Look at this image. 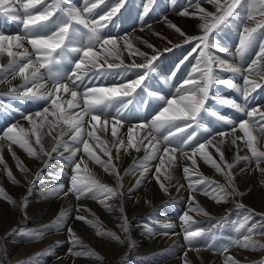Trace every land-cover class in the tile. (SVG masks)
I'll list each match as a JSON object with an SVG mask.
<instances>
[{
  "label": "snow or ice",
  "instance_id": "snow-or-ice-1",
  "mask_svg": "<svg viewBox=\"0 0 264 264\" xmlns=\"http://www.w3.org/2000/svg\"><path fill=\"white\" fill-rule=\"evenodd\" d=\"M126 2L127 0H116L109 12L99 17V19H94V11L100 5L106 3V0H82L81 7L73 5L70 0H0V22L12 21L18 27H21L22 30V34L17 35H6L3 31H0V60L5 56L8 58L7 64L0 63V83L11 84V80L17 78L21 80L20 85L10 87L7 93L0 94V96H7L25 102L44 101L49 105L45 106L42 111H36L23 117L29 122V129H25L18 123L12 124L0 135V141L6 140L9 142L8 150L10 152L12 151L11 146L13 144L18 145L29 157L42 160L44 168L51 167V162L54 158L59 159L65 167L70 166L72 175L69 177L70 186L67 190H65L63 183L57 182L52 189L42 193V195L61 198L62 196L72 194L77 200H96L108 212L119 210L121 213V217H119L121 223L118 226L125 234L124 239H121L120 236L111 231H101L98 218L88 220L85 216L77 214L75 219L96 228L97 236L112 239L121 245L125 241H128L129 246L132 247L134 245L130 238V222L123 214V192L121 191L123 177L117 170V166L113 163L111 148L107 146V141H102L96 136L95 126L92 122H101V117L103 116V125L105 126L103 130L106 132V126L111 122V136L116 138L117 126H123L121 118L125 111H132L133 108L139 105L143 100L142 93L146 92L148 97L163 101L164 106L153 116L150 124H141L128 129L127 145H125L123 139H113L112 141L113 147H116L117 144L119 145L116 147V159H119L121 148L125 152H127L129 147L139 152L141 147H144L146 155L143 159L139 162H134L131 170H126L125 172V175H129L134 174L137 169H143L140 172L135 187H139L145 179L149 171L148 162L158 158L157 154L161 151L159 145L163 144L162 155L159 156L160 165H164L166 163L165 157L171 154L167 164L169 169L172 168L175 165V154L179 151L181 157L190 159L193 166H197L195 157L199 155L216 172L225 176L226 185L218 184L203 176L199 180L191 181L190 176L192 172L186 166L183 168V172L185 178L189 179V189L192 191H201L203 194L209 195L217 203L227 202L230 198L241 195L236 190L234 177L231 172V169L235 165L225 161L224 153L220 151L219 146L226 143L225 137L229 135L232 137L231 144L235 145L237 140L241 139V137L235 135L238 128L244 133V137L247 138V147L251 152V157L237 156L236 163L240 160L254 158L258 170L264 175V168H259L260 163L264 162V151L257 149L255 143L257 137L250 130L251 126L252 129L264 135V123H262L264 122V111L260 109L246 111L247 101L250 99L251 94L257 89L264 87V65L261 64V61H264V0H223V2L222 0H206L207 3L215 6V13L208 12L200 6L199 0H195V12L190 13L185 9L178 14L185 17L192 16L201 21L199 28L202 34L196 36L186 35L179 27L168 22L165 18L168 27L174 29L176 33L184 37V43L192 44L195 42L191 52L176 65L168 80L175 77L180 65L192 56L193 53L197 54L195 57L196 64L176 89L175 95L170 99L149 91L145 84L150 73L155 72V62L163 54L160 50L155 49L153 45L144 41L147 47L153 48L154 54L148 56L146 53L140 52L139 49L132 48L129 41H125L124 47L130 49V54L139 55L144 59V63L137 64L133 60L132 64L124 65L119 54L118 39L103 38L101 35L102 29L111 23L112 17L119 13ZM154 2L155 0H145L142 5L141 19L149 14ZM171 3L174 5L176 0H171ZM17 4L19 7L16 6ZM237 9L246 12V16L241 17V12L237 11ZM58 13L59 15H57ZM257 16L261 17V19L257 20ZM230 18L256 21L254 27H245L243 29L235 53L236 56H242L257 39H260L257 57L247 69L242 70L218 54L224 53L225 56H233V53L222 46L217 40L216 35L213 34H218L222 31V26H227ZM156 35L159 36V34ZM160 38L165 39L164 37ZM25 41L31 46V50L25 47ZM167 43L171 44V41H167ZM182 46V44L172 45L171 48H165L163 51L170 52L173 48ZM97 48H99V51L96 50ZM100 52H103L104 56H101ZM109 58L119 61V63L110 62ZM65 62L73 65L70 75H65L60 70V66ZM116 69H123L124 73L135 69L137 70V78L110 87H86L85 91L81 93V111L76 113L69 111L70 109L81 108V104L77 100L78 93L76 89L85 83L84 78L86 76L89 79H98L109 75L112 70ZM225 72L237 77L242 76L243 86L234 84L231 80L224 78L222 73ZM49 83L51 84L50 88L48 87ZM215 85H225L241 93L245 104L242 106L240 103L229 98L215 94ZM137 89H140V92ZM61 92L70 93L71 99L64 101L62 96L57 95ZM210 100L227 105L229 108L245 114L247 118L236 125L232 119L216 111H211L210 106L207 104ZM64 104L67 105L66 108ZM11 107L10 104L5 105L0 100V111L6 112ZM113 108L115 116L109 115V109ZM49 116L53 117V120H49ZM209 116L215 118L216 122L233 125L231 132H214L213 128L208 127L204 123ZM85 117H90L87 123L93 129L87 131V137L97 141L98 146H101L100 150L104 156L108 157L107 160H102L95 153L93 147L90 146L89 139L84 137ZM61 125L66 127H60ZM45 127L48 128L47 131H44ZM135 127H148L151 131L138 142H134L132 133ZM57 128L60 129L59 132L53 135V130ZM189 129L191 131H188ZM162 130L166 134H162L161 138L157 139L154 133H162ZM198 132L201 133L200 136H198ZM203 134L208 135L204 136ZM63 136H69V141H63ZM45 137H51L54 141L50 151L44 147L43 141ZM217 137H220V139L217 140ZM32 138H34V141ZM201 139H203V142H200ZM145 140L148 141V144L144 143ZM33 143L39 146V151L33 146ZM148 145H151V150H148ZM207 146L216 148V151L220 155V160L224 161L229 170L228 172H225L221 164L207 152ZM3 147L4 145L0 144V153H2ZM61 148H63V152L60 151ZM81 148L90 160L116 178V187L97 180L88 170L84 156H80V159L77 160V155L81 152ZM188 148H191L190 153L186 150ZM64 152H69L70 154L65 156ZM54 153L56 154L55 157H53ZM12 155L17 160L18 168L22 172L29 173V170L19 161L14 152ZM45 156L48 157L47 160H43ZM0 164L5 165V171L9 180L13 184L18 185L19 181L15 179L11 170L7 168L2 155H0ZM82 164L84 165L83 169L81 167ZM243 171L245 169H241V172ZM42 172L43 169L38 171L34 179L29 181L28 195H31L35 185L43 180ZM155 172L159 174L161 167L157 166ZM82 173H87V175ZM65 175L62 169L59 173L54 174L57 178L64 177ZM155 178L160 188L164 192H167L168 188L164 183L160 182V176L156 175ZM164 179L168 181L172 180L171 171L166 170ZM198 185H203V187L198 188ZM180 187L183 186L181 185ZM0 199H4L13 207L19 208L24 219H28L27 213L24 211L28 206V196L23 197L20 202H17L0 187ZM113 199H118L121 203L118 205L109 203ZM192 200H194V197L190 196L189 201L191 202ZM238 207L243 208L244 206L238 205ZM190 210L207 215L198 205L196 208ZM76 211L79 213L80 206H77ZM251 217L252 213L249 210L243 215L239 226L234 229L238 234L241 233V230L246 229V233L243 234L242 238H229L228 241L221 245L215 244L217 234L213 229L217 227L216 225L208 230H193L192 223L194 221L187 212L180 216V220L183 222L184 240L189 246V250L199 251L196 243L203 240L205 242L204 247L208 250L224 253L233 246L246 250L264 249V244H258L252 238L256 225L246 228ZM67 218L68 211L62 210L51 224L46 225L42 229L30 231L22 228L20 231L27 237L29 242L39 241L48 232L53 230L59 231L67 221ZM160 227L167 230L173 226L171 223H163ZM67 232L69 234L67 242L70 245L68 249L70 255L73 257L103 260V257L99 256L97 252L85 245L76 236L71 226L67 228ZM145 232L150 236L157 234V230L148 225H145ZM163 234L167 235L168 233L165 231ZM60 243L57 241V246ZM184 264H191L187 259V252L185 253ZM225 264H239V261L232 256H228L225 259ZM260 264H264V260H261Z\"/></svg>",
  "mask_w": 264,
  "mask_h": 264
},
{
  "label": "bare ground",
  "instance_id": "bare-ground-1",
  "mask_svg": "<svg viewBox=\"0 0 264 264\" xmlns=\"http://www.w3.org/2000/svg\"><path fill=\"white\" fill-rule=\"evenodd\" d=\"M156 1L157 0H155V3H156ZM177 1H178L177 4H174V5L172 3L170 4L171 8H175L177 5H180L182 3L181 0H176V2ZM199 1L203 2L204 0H199ZM70 2L77 7H81L82 0H70ZM115 2H116V0H106V3L100 5L94 11L93 18L99 19V17L105 15L107 12H109L111 10V8L114 6ZM160 2H161V0L158 3H156L157 7L159 6ZM205 2H206V0H205ZM200 6L207 11L213 10L212 4H210V3L202 4ZM185 9H187L190 13L196 11L195 7H192V5H188L187 7L184 8V10ZM165 13H167V8L165 6H163L162 12L159 15H157L156 17H153L152 19L146 21L147 22L146 25L154 27V29L145 30V32H144V30L143 31H135V32H132L131 34H129V33L127 34L126 29L122 26V25H126V23H124L122 21L123 13H122V10L120 9L119 13H117L115 16L112 17L111 23H109L106 28L102 29L101 35L103 38H117L118 39V47L120 50L119 54H120V58L124 62V65L132 64L133 60L137 64L144 63V59L142 57H140L139 55L130 54V49H126L124 47L125 41H129L132 45V48L139 49L140 52L146 53L148 56H151L154 54L153 48L147 47L146 44L144 43V41H147L148 44L153 45V47L155 49L160 50L163 54L155 62V72L150 73V76L148 79H146L145 84L147 85V88H150V89L152 88L151 89V92H152V90L157 89L155 86L157 84H159L160 82H162V85L161 86L159 85L160 87L157 86L158 89L161 90L160 95H163L166 99H170L171 95L169 94V92L175 91L176 88H174V86L178 83L180 86V84L183 82L184 78L187 77V76H184L187 72V66L196 63V61H193V59L196 57L197 54L193 53L194 54L193 56H190L182 65H180L179 71H178V73L176 72L175 77L171 80H168V77L170 76L171 72H173L172 70H170V68H172L173 63L175 62L174 64H176V65L179 64L181 60H184L185 54L179 55V53L175 52L176 49H178L179 47L173 48L172 51H170V52H164L163 51L165 48H171L172 45L181 44L182 42H184V37L179 35L178 33H174L173 31H171L172 28L168 27V23L165 22V19H163L160 24L149 25L150 22L155 21V19L157 17H159V19H160V15L164 16ZM57 15H59V13ZM126 16L131 17L130 21H131L132 26H134L132 21H134L137 18V16H136V12L133 11V8L130 9V12L126 13ZM53 19H55V17H53ZM166 20L168 22H171L172 24L176 25L177 27L178 26L181 27V30L188 36L195 35L196 32L199 30V25L201 23V21L198 18H194L192 16L185 17V16H181V15L168 16V17H166ZM249 23L250 22L247 21L244 23V25L242 27H240V30L237 34V39H232L229 43H227V45H225V47L233 53V56H225L224 53H218L222 58L228 60L229 62L234 63L236 66L240 67L242 70L247 69L252 64V62L256 59L257 54L259 52L260 39H257L256 42L253 43L254 48L249 47L242 56H236L235 55L236 49H237L238 44H239L240 37L243 33V29L245 27H249L248 26ZM15 28H16V24H13L12 21H4V22L0 23V31H3V33L6 35H16L17 33L12 34L13 33L12 30ZM156 34H159V36ZM160 37H164L165 39H161ZM167 41H171V44L167 43ZM257 45H258V47H256ZM25 47H26V43H25ZM106 47H109V46H106ZM96 50L99 51V48H97ZM250 50H252V52H250ZM100 55L104 56V53L100 52ZM109 60H110V62L119 63V61L113 60L112 58H109ZM7 62H8V58L6 56L2 60H0V63H2V64H7ZM101 62H103V61L101 60ZM263 62L264 61H261V64H263ZM72 68H73V65L68 64L66 62L60 66V70L65 75H68V72H71ZM168 69H169V71H168ZM136 72H137V70H135V69H132V70L128 71L127 73H124L123 69H116V70H112L109 75L102 76L98 79H89V77L86 76L84 78L85 83L82 84L80 86V88L76 89V91L78 93L77 100L80 102L81 108L70 109L69 111H71L73 113L81 111V109H82L81 93H83L85 91L86 87H88V88H90V87H110V86H114V85H120V84H123V83H126L128 81L136 79L137 78ZM222 75L224 76V78L231 80L234 84L243 86V77L242 76L241 77L233 76L231 73H227V72L222 73ZM9 79H11V78L9 77ZM173 80L175 81V83H173L172 85L170 84L171 86L168 85V83L172 82ZM65 82H67V81H65ZM155 82L157 84L155 86L154 85L152 86V84ZM20 83H21V80L19 78L15 79V80H11V84L0 83V91L6 90V92H8L10 87L18 86V85H20ZM48 87L50 88L51 85H48ZM150 89H148V90L150 91ZM262 90H264V87L257 89L255 92H253L251 94L250 99L247 101L246 111L251 110V109H260L261 111H264L263 110L264 105H262L260 107L258 106V104L261 103V101H264V92H262ZM137 91L140 92V89H137ZM214 93L217 95L223 96L225 98H229V99H231L237 103H240L242 106L245 104L244 98H243L241 93H238L234 89L228 88L225 85H215L214 86ZM57 95L62 96L64 101L71 99L70 93L61 92V93H58ZM142 96H143V100L141 101V103L139 105H137L135 108H133L132 111H125L123 117L121 118L123 126L122 127L117 126L118 131H117V137L116 138H113L111 136V127H112L111 122L106 126L107 131L105 132L103 130L105 128V126L103 125V119H101L100 125L98 127H96V130H95V133H98L99 135H101L102 138L101 137L100 138L102 139V141H107V146L111 148L113 163L117 166V170L119 171L120 175L125 173L126 170H131L134 162L141 161L143 159V157L146 155V151H145L144 147H141V150L139 152L135 151V149H133V148H131L130 151L125 152L122 150L123 149L122 148L120 150V153H119V159H116V156H117L116 147L117 146L116 147L112 146L113 139L119 140V139H121V136L126 137L128 139V129L130 127L141 125L143 122H147L149 117H152L155 114V112L157 113V111L160 110V108L164 106L163 101L158 100L157 102H153L155 100L152 101L151 100L152 98L148 97L146 92L142 93ZM3 103L5 105L10 104L12 107L10 109H7L6 112L0 111V114H1L0 115V133H2V128H1L2 123L3 124L9 123L11 125L18 123L20 126H23L25 129H29L30 128L29 122L27 120H25L23 117L25 115H28L29 113H32L33 111H36L37 109H40V108L42 109L43 106H49L46 102H42V101L25 102V101H22L19 99H11V100L7 99V101L3 102ZM217 103H219V102L217 101ZM207 104L211 106L214 104V101L210 100L207 102ZM226 106L225 105L222 106L224 108L223 111L225 113H228V115H229V113H231L232 116L230 118L236 123V125H238L240 121L247 118L245 116V114L239 113L236 110L233 111L234 109H231L228 106L227 107ZM13 107H16V110H14ZM64 107L66 108L67 105L64 104ZM42 110H40V111H42ZM110 112L113 114V116H115L114 108L109 109V113ZM7 113H10L9 114L10 117H7ZM21 113H22V115L20 116L19 114H21ZM208 119H210V117H208ZM257 119H258V117H257ZM49 120H53V117L49 116ZM89 120H90L89 117H85L84 129L86 128V124H88L87 122ZM131 121H135V123H132ZM140 121H142V122H140ZM213 122L209 123V126L211 128H212ZM95 123H97V122H92L93 125ZM217 123L214 124L213 126L216 127ZM262 123H264V122H262ZM218 124L220 126V129L223 131V129L221 128L222 125H220L221 123H218ZM143 125H145V124H143ZM60 127H66V126L61 125ZM88 127L90 130H93L89 126V124H88ZM230 127H228V128H230ZM232 128H233V125L231 127V130H232ZM250 129L254 135H260V133L258 131L252 129L251 127H250ZM47 130H48V128L45 127L44 131H47ZM59 130H60L59 128L53 130V135H56L59 132ZM150 131H151V129L148 127H144V128L135 127V128H133V133H132L133 141L138 142L140 139H142ZM188 131H191V129H189ZM230 132L231 131H228L227 133H230ZM160 134H164L163 130H162V133H160ZM198 134H201V133L198 132ZM154 135H156V134L154 133ZM156 136H158V135H156ZM261 136L263 138H261ZM32 139L34 141V138H32ZM219 139H220V137H217V140H219ZM231 139H232V137L230 135L226 136L225 137L226 143L219 146L220 151H222L224 153V155L226 154V156L229 158H232L236 154L235 152L237 151V148H235V146L231 144ZM62 140L63 141H69V136H63ZM123 140H125V139H123ZM259 140L262 143V147L264 148V135H260ZM242 141L243 140H241V143H242ZM244 141H246V140L244 139ZM7 142L8 141H6V140L0 141V144L4 145L3 151H2V153H0V155L3 156V159L6 162L7 168L9 170H11V172L15 175V177L18 178L21 175L17 179V181H19V185H18L19 188L17 186L12 187L14 192L19 190L18 193L20 194V196L25 195V194L28 195L29 181L34 179L35 174L38 171H40L41 169H43V172H42L43 180L41 182L37 183L34 187L35 189L32 190L31 195H28L30 197V198H28V203H30L28 206L29 207L28 217L30 218L31 223L46 222L47 220H49L53 216V214L56 211L57 212L54 214V216H56L57 214H60V212L62 210L77 209V206H80V210H87L88 211V209L90 210L92 208L96 212H99L101 210L102 206L96 200H92V201L90 199L77 200V199L71 197L70 195L62 196L61 198H54V197L42 195V193H45L49 189H52L57 184V182L63 183L65 185V190H67V188L70 186L69 185V177L72 175L71 167L70 166L65 167L64 164H62L59 159L54 158L52 160V162L56 161L57 164L54 165L53 164L54 162H53L51 164V167L44 168L42 160H37L35 158L29 157L28 154L24 150H22L18 145L13 144L14 147L11 146L12 151L10 152L8 150V143ZM201 142H203V139L201 140ZM144 143L148 144V141L145 140ZM241 143L238 144V141H237L235 145L241 146ZM43 144H44L45 149L50 151L51 148L53 147L54 141L51 139V137H45ZM95 144H97V141H95ZM245 144H247V143H245ZM242 145H243V143H242ZM33 146L37 149V151H39L38 145H35L33 143ZM90 146H92L94 148L93 143L90 144ZM159 147H160L161 151H160V153L157 154L158 158L151 161V162L156 163V164H153V165L148 164L149 171H148L145 179L142 181V183L140 184L139 187H135V185H136L137 179L140 176V172L143 171V169L136 171L134 174H129L128 175V176H130L129 181L128 180L125 181V179H124L126 176L125 174L123 177V182H122L123 187L121 189V191L123 192V200H122L123 208H124L123 214L127 217L128 221L130 222V238H131V241L133 242V245H134V246L129 247V248H130V250H135V248L139 249L147 241L151 240L150 239L151 237L148 238V237L144 236L143 233L142 234L140 233L141 231L138 232L137 227H139V225L134 223V221L137 219L138 215L144 214L146 212H150L152 215V218L154 220H157V221L160 220L161 223H171L173 226L171 228V230H172L171 232L167 231V233H168L167 235L159 236L156 238L157 240H155V241H158V243H159V245H157V246L167 247L165 254H162V255L158 254L159 256L161 255V260H160L161 263L160 264H180L181 262H183L185 260L182 258V255H184V253L189 249L188 245H187L188 248L184 246V243H186V242L184 240V231L182 228L183 222L180 220V216L183 215L185 212H187L188 215L192 217V220L196 219V218L201 219L199 221L194 220V223H192V229L196 230V228H194L193 226H195V224H199L202 222V216H201V214H198L197 212L192 211L190 209L196 208L197 205H204L208 210L212 209V210H215L216 213L218 212L220 214V213H223L224 211H226V208H228V205L231 202V198L227 202H223L221 205L218 206L214 203V201L212 199H210V197L203 194L201 191H192L191 189H189V182H187L188 179L185 178V174L183 172V168L186 166L189 167L190 170H192V171H193V169L200 171L198 176H196L194 174H193V176H191V180H193V181L199 180L201 178V176H203L206 173L208 175H210L212 178L217 177L223 181L224 175L216 172L215 169L213 167H211L209 164L205 163L204 160L202 158H200L199 155H197L195 157L197 160V166H193L190 159L182 158L181 155H178V153H177V154H175V165L169 169L167 161L169 159V156H171V154H169V156L165 157L166 163L164 165H160L159 156L162 155V150H163L164 145L160 144ZM81 150H82V148H81ZM148 150H151V145H148ZM206 150L210 155L215 154L216 158H218L220 160V155L216 151L215 147L207 146ZM60 151L63 152L64 151L63 148H61ZM96 151H98V150H96ZM13 152L15 153L16 157L19 158V161L22 162L23 165L29 170V173L22 172L18 168L17 160L14 159L13 155H12ZM241 152H242V150H240L239 154ZM98 153H100V152H98ZM69 154H70L69 152H64L65 156H68ZM244 154L245 153H241L239 156L243 157ZM55 156H56V154L54 153L53 157H55ZM80 156H84V161L87 164L88 168H94L95 171L98 172L100 175H102V176L104 175V173H105L104 169L99 165L96 166L94 161L90 160L86 154H84L83 152L78 153L77 160L80 159ZM47 159H48V157H46V156L43 157V160H47ZM107 159H108V157H105L103 160H107ZM248 162L249 161L240 160L237 163V165L234 167L233 170L236 171L237 182L240 183V186L242 188H247V187L250 188V186L253 185V187L250 188L249 193L245 197V201L247 203H249L250 205H255L256 207L260 208L261 210H264V187L263 188L261 187V189L258 187L259 186L258 183L260 181L264 180V175H262L261 172L258 170L257 163H255L254 165L253 164L250 165V164H248ZM157 166L161 167V172L159 174H157L155 172V168ZM253 166H255V167H253ZM81 167L83 169L84 165L82 164ZM259 168H264V164L260 163ZM4 169H5V167L3 168L0 166V179H3L2 175H3ZM61 169L67 175H65L64 177H60V178L55 177L54 174L59 173L61 171ZM241 169H245V171L241 172ZM166 170L171 171V174H172V180L171 181L164 179V176L166 175ZM23 173H24V175H23ZM156 175L160 176V182L164 183L165 186L168 188L167 192H164L160 188L159 183L157 182V180L155 178ZM49 176H51V177H49ZM111 177L113 179H115V180H112L111 182H115V184L117 186L116 178L114 176H111ZM181 185L183 187H180ZM6 187L8 189L7 185H6ZM130 187H132V188L130 190H128V188H130ZM197 187L202 188V186H200V185H198ZM15 188H17V189H15ZM190 196L194 197V200H192L191 202L189 201ZM167 198H168V200H167ZM166 200H167V202H166ZM173 202H174V208H173ZM114 203H116L118 205L119 203H121V201L118 199H114ZM166 203H168V205L170 203L171 208L174 209V210H172V212H168L169 208H167ZM171 203H172V205H171ZM6 206L7 205H5V203H2L0 201V215L2 212H5V211L7 212ZM10 213H11V211H10ZM10 213L7 216V218H5V220H3V219L1 220L3 229L8 228L14 221V218H12V214H10ZM86 214H88V212ZM161 216H163V217H161ZM65 224H66V226L64 227ZM65 224L63 225L65 230L70 226V224H71V227L72 228L74 227V229H76V230H80L81 227H83L82 223H79V221L76 222L75 220H73L72 223H71V221H68L67 223L65 222ZM202 226H204V225H202ZM88 231H90V230H88ZM86 236L90 239L95 238V236L93 235L92 232L91 233L87 232ZM165 238H167V243L162 242V240H164ZM236 238H238V236H236ZM153 239L150 242H153L154 241ZM109 240H111V239H109ZM53 241H55V240H53ZM62 243H63V241H62ZM96 243L101 245V247H104V249L105 248L108 249L109 251L107 250V254L111 253L113 258L116 255H118L119 253H122L120 249H116L108 243H104L101 241H96ZM126 243L129 246L128 241ZM61 244L59 246L54 247L53 252L55 253V255H59L62 253V251H63L62 247L63 246ZM154 245H155V243H152L150 245V247H152ZM56 247H61L62 250L59 252L60 248L56 250ZM147 247H148V245H147ZM15 249L16 248H14V250ZM150 249L151 248H149L147 250H150ZM14 250H13V252H14ZM24 251H21L20 249H16L15 250L16 253L14 252L15 254L12 255V257H10V258H12V260H13L15 257L19 256L21 253L23 254ZM13 252H11V253H13ZM234 252L239 253V254L244 252V253L248 254L249 256H253L254 255L253 253L256 254V252H254L253 250H246V249H242L239 247L234 248L232 253H234ZM198 253L200 254V259H201V260L198 259L197 263H199V264H206L207 262L211 261L212 259L214 260V262L212 261L213 263H211V264H217V262L221 263V261H220L221 258H218L217 256H215L213 254L209 255L208 253L203 252L202 250H199ZM189 254H191V253L189 252ZM190 257H192V254ZM190 257L188 256L189 260H191ZM54 264H64V261L58 260Z\"/></svg>",
  "mask_w": 264,
  "mask_h": 264
},
{
  "label": "rangeland",
  "instance_id": "rangeland-1",
  "mask_svg": "<svg viewBox=\"0 0 264 264\" xmlns=\"http://www.w3.org/2000/svg\"><path fill=\"white\" fill-rule=\"evenodd\" d=\"M159 1L160 0H157L156 3H158ZM144 2H145V0H127V2L125 3L124 7L121 8L122 13H123V15H122V21L124 23H126V25H122V26L126 29V33L127 34L128 33L131 34L132 32H135V31H143L144 30V32H145V30H152V29H154V27H151V26L148 27L146 25L147 24L146 21L152 19L153 17H156L157 15H159L162 12V7L163 6H165L167 8V13H165L164 16L163 15H160V19H159V17H157L155 19V21L150 22L149 25H151V24L152 25L153 24L154 25L160 24L161 21L163 19H165L166 17H168V16L179 15L178 13L180 11L184 10V8L187 7L188 5H192V7H194L195 0H191V4H190V0H181L182 3L180 5H177L175 8H171V6H170L171 0H161V2H160V4H159L158 7H157V4L154 2V5L152 7V10L149 12V14L147 16H145L143 19H141L140 17L142 15V5H143ZM222 2H223V0H222ZM177 3H178V1L175 4H177ZM199 3H200V5L207 4L205 2V0L203 2H200L199 1ZM16 6H18V4ZM132 8H133V11L136 12V16H137V18L134 21H132V23L134 24V26H132V24H131V21H130L131 20V17L130 16H126V13L130 12V9H132ZM212 9H213L212 11H208V12H210V13H215L216 12V8H215V6L213 4H212ZM237 11H240L241 12V17L246 16V14H247L246 12L241 11V9H237ZM256 19L259 20V19H261V17L257 16ZM247 21L250 22L248 24L249 27L250 26L251 27H254L255 26V23H256L255 20H247V19H241V18H236V19L230 18L229 24L227 26H222V31H220L218 34L217 33H213V34L216 35V38L221 43V45L225 47V45H227V43H229L232 39H237V34H238L239 30H240V27H242L244 25V23L247 22ZM13 24H16V23L13 22ZM179 28L181 29V27H179ZM12 31H13L12 34H16V33L17 34H22V30H21L20 27L17 26V24H16V28L13 29ZM171 31H173L174 33H176L173 29H171ZM201 34H202V32H201V29L199 28V30L193 36L201 35ZM25 43H26V47L29 48V50H31V46L28 45L26 41H25ZM181 44L183 46L182 47H179L178 49H176L175 52L176 53H179V55L185 54V56H187L189 54V52H191V49L194 47L195 42H193L192 44H186V43L182 42ZM250 47L251 48H254L253 47V44ZM256 47H258V45ZM250 52H252V50H250ZM194 54H196V53H194ZM193 61H196V58H194ZM174 63L172 65V68H170V70H172V71H174V69L176 67V64H174ZM195 64L196 63L187 66V72H186V74L184 76H187L188 75V73L191 71L192 67ZM262 65H264V62H263ZM168 71H169V69H168ZM177 73H178V71H177ZM173 83H175L174 80L172 82L168 83V85H170V84L172 85ZM156 84L157 83L155 82V83L152 84V86L153 85L155 86ZM49 85H51V84H49ZM159 85L161 86L162 85V82H160L159 84H157L155 86L157 89L152 90V92L157 93V94L160 95L161 90L158 89V87H160ZM178 86H179V83L176 84L174 86V88L177 89ZM148 89H150V88H148ZM151 89H150V91H151ZM175 92H176V90L169 92V94L171 95L170 98L175 95ZM262 92H264V90H262ZM3 93H7L6 90L0 91V94H3ZM7 99L11 100L12 98H9L7 96H0V100H2L3 102H6ZM151 100L152 101L155 100L153 102H157L158 101V100H156L154 98H152ZM213 101H214V104L211 105V106L209 105L210 106V110L211 111H216L219 114H222V115H224L226 117H229V119H231L230 118L232 116L231 113H229V115H228V113H225L223 111L224 110V108L222 107L223 104L217 103V101L215 102V100H213ZM42 102H44V101H42ZM261 103L258 104L259 107L262 106V105H264V101H261ZM44 107L45 106H43L42 109ZM13 108H14V110H16V107H13ZM42 109L40 108V109H37L36 111H40ZM36 111H33L32 113H29L28 115L33 114ZM233 111H235V109ZM9 114L10 113H7V117H10ZM155 114H157V113L155 112ZM155 114L153 116H155ZM19 115L21 116L22 113L19 114ZM109 115H112L113 116V114L111 112L109 113ZM153 116L152 117H149V119L147 120V122H143L142 124L148 125L151 122ZM209 117H210V119L207 118V120H205L204 123L208 127H210L209 126V123L214 121L215 123L214 122L212 123V128H213V130H215L214 132L222 131L220 129V126H219L218 123H221L220 125L223 126V127L221 126V128L223 129V132L227 133L228 131H231L232 125L224 124L222 122H218L217 123L215 121V118H213L211 116H209ZM89 119H90V117H89ZM101 119H104L103 116L101 117ZM140 122H142V121H140ZM132 123H135V121H132ZM216 123H217V126L216 127L213 126ZM99 125H100V122L94 124L95 130H96V127H98ZM8 126H11V124H9V123L3 124L2 123V126H1L2 133H0L1 135L3 134V132L5 131V129ZM228 127H230V128H228ZM237 130L239 132L236 131V134L235 135L237 137H241V139L237 140L238 141V144H240L241 143V140H243L242 141L243 145H242V143H241V146L240 145H238V146L237 145H234L235 148H237V151L235 152L236 154L232 158L227 157L226 154L224 155L225 161L227 163H229V164H234L235 166L237 165V163L235 161L236 160V157L239 156L241 153H245L244 156H248L249 155L248 157H251V152L248 149L247 144H245V143H247V139H246V137L243 136L244 133L241 132L239 129H237ZM87 131H90V129L88 127V124H86V128L84 129V133H83L85 138H88L87 137ZM95 134L99 138L101 137V135H99L98 133H95ZM155 134L158 135L157 136L158 137L157 139H160L161 138L160 136L162 134H160V133L159 134L158 133H155ZM200 135L201 134H198V136H200ZM203 135L204 136H207L208 134H203ZM260 135H254V136L257 137V140L255 141V143H256V147H257V149L259 151H264V148L262 147V143L259 140L260 139ZM101 138H100V140H102ZM261 138H263V137L261 136ZM88 139H89V143L90 144L93 143V145H94V148L93 149H94L95 153L97 155H99V156L101 155L100 157L103 160L106 156H104V154H102L103 152L100 150V147L101 146H98L97 144H95V140H93L91 138H88ZM121 139H125L124 142H125V145H127V140L128 139L126 137H123V136H121ZM244 139L246 141H244ZM201 140H200V142H201ZM7 143H9V142H7ZM118 146L119 145L117 144V147ZM129 148H128L127 151H130L131 150V148L130 149ZM96 150H98V151H96ZM122 150L124 151V149H122ZM186 150L189 151V152H191V148H188ZM240 150H242V152L239 154ZM82 152L83 151L81 150V153ZM98 152H100V153H98ZM177 153H178V155H181L179 151ZM211 156H213V159H215L217 162L220 161L219 163L221 164V166H222V168L224 169L225 172H228L229 171L227 169L224 161H221L218 158H216V155L215 154H213ZM245 161H249L248 164H250V165H252V164L254 165L256 163V161H255L254 158H252L250 160H245ZM53 162H51V164L52 163L54 165L57 164L56 161H53ZM261 163L264 164V162H261ZM148 164L153 165V164H156V163H153V162L149 161ZM0 166L3 167V168L5 167L4 164H0ZM96 166H97V164H96ZM234 167L231 169V172H232L233 177H234V184H235L236 190L239 193H241V195H237V196L232 197L231 198V202L228 205V208H226V211H224L223 213H220V214L218 212L216 213L215 210H212V209L211 210H208L204 205H198L200 208H202L204 210V212L207 213V215L202 214V213H198L197 211H195L198 214H201V216H202V222L199 223V224H195V226H193V227L196 228V229L208 230L210 228H213L214 225H216L217 227L215 229H213L216 232V234H217V240L215 241V244L216 245H221V244L225 243L226 241H228L229 238H236V236H238V238H242L243 234L246 233V229L245 230H241V233H239V234L236 233L234 231V229L239 226V222L242 220L243 215L246 214V212L250 210L251 213H252V217L248 221V223L246 225V228L252 227V225H256V228L254 229V233H253V237L252 238L258 244H264V216H262V214H264V210H261L260 208L256 207L255 205H250L249 203H247L245 201V197L247 196V194L250 191V188L253 187V185H251L250 188L249 187L242 188L240 186V183L237 182L236 171L233 170ZM253 167H255V166H253ZM88 170L100 182L105 183V184H107L109 186H112V187H116L115 182H111L112 180H115V179H113L111 177L113 175L110 176V174H108V172H105L106 174L104 173V175L102 176L98 172H96L94 168H88ZM139 170H141V169H137L136 171H139ZM3 171H4L3 172V175H2L3 176V179H0V187H2L5 190V192L7 193V195L10 196V197H12L13 200H16L17 202H20L23 197L28 196V195L25 194V195L20 196V194L18 193L19 190L14 192L13 189H12V187H16V186L18 187L19 184L18 185L17 184H13L12 181L9 180V178L7 177V174H6L5 169ZM190 171L192 172V175L191 176H193V174L196 175V176H198V174L200 173L199 170H194L193 169V171L192 170H190ZM83 174L84 175H87V173H83ZM124 174L125 173H123L121 176L124 177ZM23 175H24V173H23ZM13 176L15 177L14 174H13ZM127 176L128 175H126L125 178H124L125 181H127V180L129 181L130 180V176H128V177ZM191 176H190V180H191ZM49 177H51V176H49ZM203 177H206L207 179H209L211 181H214V182H216L218 184L226 185L225 176H223V181L221 179L217 178V177L216 178H214V177L212 178L207 173L204 174ZM18 178L15 177L16 180ZM191 181H193V180H191ZM187 182H189V179H188ZM263 182H264V180L263 181H260L259 183L257 182L259 184L258 187L260 189H261V187L262 188L264 187V183ZM6 185L8 186V189H7ZM200 186L203 187V185H200ZM131 188L132 187L128 188V190H130ZM15 189H17V188H15ZM33 189H35V188H33ZM229 190H231V189H229ZM69 195L71 197H73V198L76 199V197L74 195H72V194H69ZM207 196L210 197L209 195H207ZM28 198H30V197L28 196ZM210 199H212V198L210 197ZM90 200L92 201V199H90ZM167 200H168V198H167ZM167 200H166V202H167ZM0 201L2 203H5V205H7L6 206L7 212L6 211L5 212H2L1 215H0V264H54L58 260H63L64 261V264H160L161 263L160 262L161 255L162 254H165L167 247H165V246H157V245H159V243H158V241H155V240H157L156 238L159 237V236H164L163 233L165 231L166 232L167 231L168 232H171L172 231L171 229H167V230L162 229L160 227V225L163 224V223H161L160 220L159 221L154 220L152 218V215H151L150 212H146L144 214L138 215L137 216V219L134 221V223H136V224L139 225V227H137L138 228V232L141 231L140 233L141 234L143 233V235L146 236V237H148V238L151 237L150 238L151 240L147 241L139 249L135 248V250H130V248H129L130 246H128L127 243H126L127 241H125V243L123 245H121V244H119L118 242H116V241H114L112 239L109 240V238H103V237L97 236L96 235V231H97L96 228H93L92 226L86 224L83 221H79V223H82L83 227H81L80 230H76V229H74V227L72 228L73 231L75 232L76 236L79 237L85 245H87L89 248H91L95 252H97L99 254V256L103 257V260H97V259H92V258L73 257L72 255H70L68 253V249L70 247L69 243L67 242L68 235L69 234L67 232V229L66 230L64 229V227L66 226L65 223H64L65 224L64 227H62L59 231H56V230L50 231L45 236H43L42 239H40L39 241H35V242H29L27 240V237L20 231V229H22V228L23 229H26V230H30V231H35V230L44 228L46 225L51 224L56 219V217L59 214H57L56 216H54V214L57 211L46 222H41V223L35 222V223H31L29 217H28V219H24V216L21 213V211H20L19 208L13 207L12 205H10L4 199H0ZM213 201L218 206L223 203V202L217 203L215 200H213ZM109 203H114V199L111 200V201H109ZM29 204L30 203H28V206H29ZM114 204H116V203H114ZM166 205H167V208H169L168 212H172V210H174L173 209L174 208V202H173V208H171L170 203H169V205H168V203H166ZM171 205H172V203H171ZM238 205H243L244 207L243 208H239ZM28 206H27L26 210H24L27 213V216L29 214V212H28L29 207ZM102 207H101V210L99 212H96L95 210H93V208L90 209V210L88 209V211L87 210H80L79 213H77L76 209L67 210L68 211V218H67L66 223L68 221H71V223H72L73 220H75L76 222H78V220L75 219V216L77 214L82 215V216H85L88 220H93L94 218H98V221H99V224H100V230L101 231H105V232L111 231V232L115 233L116 235L120 236L121 239H124L125 234L121 231V228L118 226L121 223V220L118 218V217H121L120 211L119 210H114L115 212L114 211L108 212V211H106L104 209V207L103 208ZM9 210L11 211V213H10ZM87 212H88V214H86ZM9 213L12 214V218H14V221H13V223L8 228L3 229L2 228L1 220L2 219L5 220V218H7V216L9 215ZM161 217H163V216H161ZM194 220L195 221H199L201 219L196 218V219H193V221ZM145 225H148L149 227H153L154 229H156L157 230V234L154 235V236H150V235L148 236V234L144 231L145 230ZM202 225H204V226H202ZM70 226H71V224H70ZM13 229H15V231H13ZM88 230H90V231H88ZM87 232L88 233L89 232L90 233L92 232L93 235L95 236V238H93V239L92 238L91 239L88 238L86 236L87 235ZM152 239L154 241L153 242H150V241H152ZM53 240H55V241H53ZM56 241H59L61 243L63 241L62 244L60 243L63 246L62 247L63 251L59 255H55V253L53 252L54 247L57 246V242ZM96 241H101V242H104V243H108V244L112 245L114 248L120 249L122 253H119L118 255H116L113 258L111 253H108L107 254V250L108 249H106V248L104 249V247H101V245H99L98 243H96ZM162 242H166L167 243V238H165L164 240H162ZM152 243H155V245L152 246V247H150V245ZM204 244H205V242L203 240H200L199 242L196 243V247L199 250H202L203 252L208 253L209 255L210 254H213V255L217 256L218 258H221V260H220L221 263H218L217 262V264H225V259L228 256L234 257L237 261H239V264H260V261L261 260H264V249L257 248L256 250H253L254 252H256V254L253 253L254 254L253 256H249L248 254H246L244 252H242L240 254L239 253H236V252L232 253L233 250H234V248H236L237 246H233V247L229 248V250L227 252L219 253V252H214L212 250H208L207 248L204 247ZM147 245H148V247H147ZM184 246L187 247V244L184 243ZM14 248L20 249L21 251H24V250L25 251L23 252V254L21 253L19 256L15 257L12 260V258H10V257H12V255H14L16 253L15 252L16 249L14 250ZM149 248H151V249L150 250H147ZM57 249H59V252L62 250L61 247H56V250ZM13 250H14L15 253L13 252ZM11 252H13V253H11ZM186 252H187V259H188V256L190 257L191 254H192V257H190L191 260L188 259L191 262V264H199V263H197L198 262V259L199 260H201V259H200V254L198 253V251L196 252V250H189L188 249ZM189 252L191 254H189ZM185 253H184V255H182V258L183 259H185L184 258L185 257ZM158 254H161V255L159 256ZM57 257H59V258H57ZM212 261L214 262V260L212 259L211 261L207 262L206 264H211V263H213ZM180 264H184V261L181 262Z\"/></svg>",
  "mask_w": 264,
  "mask_h": 264
}]
</instances>
